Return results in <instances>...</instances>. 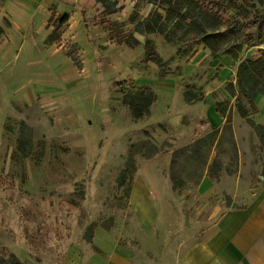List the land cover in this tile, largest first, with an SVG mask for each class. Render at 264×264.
I'll use <instances>...</instances> for the list:
<instances>
[{"label": "rangeland", "instance_id": "1", "mask_svg": "<svg viewBox=\"0 0 264 264\" xmlns=\"http://www.w3.org/2000/svg\"><path fill=\"white\" fill-rule=\"evenodd\" d=\"M109 1L112 14L96 0H0V264H80L99 231L134 264H178L216 211L238 206L233 193L264 181V95L238 84L264 52V0H214L220 17L194 12L178 26L157 5ZM156 12L168 35L135 32ZM64 15L69 28L48 43ZM150 45L161 65L146 60ZM143 90L156 101L137 120L124 98ZM209 110L224 119L216 130ZM139 174L172 190L148 232L129 205Z\"/></svg>", "mask_w": 264, "mask_h": 264}, {"label": "crops", "instance_id": "2", "mask_svg": "<svg viewBox=\"0 0 264 264\" xmlns=\"http://www.w3.org/2000/svg\"><path fill=\"white\" fill-rule=\"evenodd\" d=\"M206 117L214 130L224 123L215 110H209ZM171 192L169 183L137 175L129 205L146 232L153 229ZM231 202L238 206L216 211L215 221L179 257L178 264H264V181L258 182L247 196L233 193ZM94 245L99 250L85 259L81 257L80 264H134L133 251L106 232L95 234Z\"/></svg>", "mask_w": 264, "mask_h": 264}, {"label": "trees", "instance_id": "3", "mask_svg": "<svg viewBox=\"0 0 264 264\" xmlns=\"http://www.w3.org/2000/svg\"><path fill=\"white\" fill-rule=\"evenodd\" d=\"M96 2L101 3V5L105 7L108 14H112L117 11L116 8H114L116 3L113 1L110 2L109 0H96ZM141 2L152 4L154 6L157 5L158 8H162L166 13L165 20L167 22H175V26L180 25V19H194V17H192L194 12H197L198 14L205 13L216 17H220L224 12V9L219 5L218 2L214 0H137V4H140ZM69 20L70 17L68 15H64L59 18L58 24L49 34L47 39L48 43L53 44L60 42L64 32L70 26ZM161 20L162 15L156 12L155 15L150 16L149 19L139 23L135 32L141 35L156 34V32L163 35H168L169 32L167 31L169 30V27L165 22H161ZM109 34L111 35V40L113 42L115 41V43L118 45H124L127 48L129 47L133 49L140 45V41L135 37L134 32H129L127 34L122 32L121 37H117V39H115L117 34L112 29H109ZM210 38L211 35L204 36L206 45L211 46L209 42ZM148 47L149 48L146 51V60L161 65L162 61L158 52H156L155 47L152 45ZM212 51L218 52L219 48H214ZM73 55L74 54L71 52V56ZM76 59L77 58L75 57V61ZM75 64H77L79 67H82V63H79L78 61H76ZM262 78L264 79V52L261 57H258L257 59L246 60L240 66L238 84L242 95H245L248 98H255L258 96V94L264 95V86H261L260 84ZM184 98L186 102H193L197 99V96H194L192 92L187 91ZM155 101L156 95L152 91L145 90L135 93L132 92L124 98V102L129 107L132 117L137 120H141L150 114L151 108ZM217 112L219 111L217 110ZM241 116H245V112L242 107ZM256 128V130H258L261 127ZM261 136H263L264 139V135ZM204 141L205 140L202 138L201 140L196 141L194 146L200 148ZM197 152L199 153V151Z\"/></svg>", "mask_w": 264, "mask_h": 264}]
</instances>
